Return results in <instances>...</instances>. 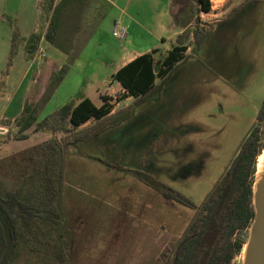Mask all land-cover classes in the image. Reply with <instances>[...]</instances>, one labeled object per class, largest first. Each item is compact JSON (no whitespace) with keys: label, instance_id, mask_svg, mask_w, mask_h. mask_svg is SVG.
Listing matches in <instances>:
<instances>
[{"label":"rangeland","instance_id":"1","mask_svg":"<svg viewBox=\"0 0 264 264\" xmlns=\"http://www.w3.org/2000/svg\"><path fill=\"white\" fill-rule=\"evenodd\" d=\"M116 1L123 2V7L132 12H139L144 43L159 49L156 61L162 60L177 44L176 37L171 38L174 28L179 33L184 30L188 33L186 58L160 83L161 92L152 97L162 96L155 105L166 108L172 102L167 94L178 87L187 93L186 110L179 112L177 120L181 130H177L179 135L173 139L168 133L160 134L164 119H156L146 129L149 142L147 140L148 148L142 158L134 154L135 147L127 146L122 140V131L110 135L115 118L91 122L76 134L45 132L32 134L26 141L10 140L8 135L17 133L16 122L24 105L34 100L42 104L51 92V85L45 90L50 82V71L36 75V64L40 68L46 61L66 64L67 58L46 41H38L36 48H41L45 54V58L38 59L39 50L29 54L30 45L21 40L9 65L11 40L0 31V177L3 181L0 193L12 186L13 178L5 174L3 163L10 156L53 140L55 136L66 145L63 162L65 227L51 244L63 255V262L57 264H160L165 259L163 254L171 252L195 211L169 200L141 179L145 175L153 176L200 206L255 124L264 101V0H212L210 15H200V27L213 26L214 29L221 22L224 24L206 38L207 46L199 51L191 35L195 23L189 11L176 21L174 15L178 9L168 5V0ZM102 2L105 0L94 1L86 12L84 29L74 42L71 59L78 57L94 28L96 10ZM41 4L42 0V10ZM41 10L40 16L45 18ZM168 11L174 27L166 25L164 33L168 40L162 44L153 35L159 32L158 23L161 26ZM7 19L11 31L15 27L19 29L15 18ZM109 38L106 37L105 42ZM114 39H110L112 48L129 43ZM92 55L90 52L88 57ZM116 56L117 50L93 56L104 63L100 89L108 93L114 91L110 83ZM34 58L35 63L31 65ZM39 76L42 82L37 85L34 81ZM79 79L78 72L74 73L59 93L51 95L38 113V122L59 110L73 95H78ZM136 103L137 100H130L126 107L113 106L117 114L122 115ZM81 134L87 140L78 143L76 136ZM125 138L127 140V136ZM178 145L181 152L166 150L167 146ZM188 146H192L190 154L182 149ZM24 245L18 247L9 264L55 263V256L47 253L38 256L34 254L37 251L30 254L28 243ZM242 258H238V264H242Z\"/></svg>","mask_w":264,"mask_h":264},{"label":"trees","instance_id":"2","mask_svg":"<svg viewBox=\"0 0 264 264\" xmlns=\"http://www.w3.org/2000/svg\"><path fill=\"white\" fill-rule=\"evenodd\" d=\"M94 1L96 0H42V12L48 19L44 39L68 56V63L65 68L50 72V82L45 90L51 85V92L42 104H39V100H34L24 105L22 115L16 122L17 133L8 135L10 140L26 141L32 134L45 132L55 135L76 134V131L88 122H102L112 112L114 106L105 97L102 98L101 107L95 106L90 99L83 98L63 105L41 122L37 119L39 111L50 100L51 95L63 81L69 66L77 58H70L74 42L84 29V17ZM109 5L110 0L102 2V8L97 10L99 11L97 15L102 16ZM172 5L178 9L174 15L176 21L187 11L194 15L195 27L191 35L196 51H199L203 48L206 38L213 33V26L200 27V15L211 12L210 0H173ZM235 11L236 9L233 12ZM42 38L41 34L24 38L15 27L12 31L8 64L12 65L21 40L30 45L28 53L32 54L34 50L36 52L39 50L35 45ZM187 39L188 33L184 30L177 36L176 46L168 51L162 60H155L159 50H153L121 68L112 79L123 87L125 91L123 97H133L139 103L144 101L154 90L156 80L164 81L175 66L184 61L188 51ZM76 138L78 143L87 140L82 134ZM65 147L66 145L55 136V139L19 152L3 162L5 174H11L13 178L11 188H5L6 190L3 189L0 193V208L11 226L15 239L13 256L18 247L20 245L25 247L24 244L27 242L30 254L32 251H37L34 254L38 256L47 253L56 257L54 264L63 262L61 252L52 248L51 244L57 235L62 234L65 227L63 206ZM263 149L264 101L255 124L200 206L153 176L145 175L142 178L148 187L161 191L169 200L195 211L171 252L163 254L165 259L160 264H238V258L242 256L254 219L253 185L258 158L262 155ZM1 186L3 181L0 177V188ZM4 249L5 241L0 227V258Z\"/></svg>","mask_w":264,"mask_h":264},{"label":"crops","instance_id":"3","mask_svg":"<svg viewBox=\"0 0 264 264\" xmlns=\"http://www.w3.org/2000/svg\"><path fill=\"white\" fill-rule=\"evenodd\" d=\"M172 1L173 0H168L169 2L168 5L172 4ZM40 3L41 0H27L26 2L22 0L21 1L0 0V31L2 33L4 32V34L8 36V39L10 38V40L12 41V31L10 27L8 28V19H7L10 16L17 20L22 37L29 38L33 34H41L43 37L41 42L45 41L44 34L46 33L48 27V19L46 17L43 18L42 14L40 16V10H41ZM100 8H102V6H100ZM97 13H99V11L96 10V15L94 19L96 22L94 23V29L91 30L89 37L87 38L84 46L82 47L78 57L76 58L75 62L71 66H69L63 81L56 88L53 94L55 95L59 93V91L64 87V85L68 83V81L70 82L72 80L74 73L78 72V75L80 77L79 79L80 83L78 84L80 86V91H78V95H73L70 98L71 100L67 101L66 104L71 101H79L80 99L88 98L94 103L95 106L101 107L103 105L102 98L105 97L111 105L116 104V107H120L121 105H124L126 107L128 105L126 104L127 102H129L130 100H137V99L133 97H128V98L120 99L118 101H113L115 95L118 93L119 94L122 93L124 89L119 82L114 81L112 78H111L110 88H113L114 91L108 93L107 90L106 91L101 90L100 73H103L105 71L102 67L104 63L100 62V60H97V57H93V56L108 51L115 52L117 50V56H116L117 64L115 69L111 73V77H113L121 68H123L124 66L135 60L137 57L151 53L153 50H159V49L149 47L146 43H144V39L142 37L143 36L142 33L144 32V30H143V25L140 22L139 12H132L128 7H123V2L117 3L116 0H110V5L108 9L103 12L102 16L101 15L98 16ZM205 15H210V13ZM165 18L166 19L161 20V26L160 23H158L159 32L153 35L154 39L159 40L162 44H165L166 41L168 40V38L165 37V33H164L166 25L170 24L173 26L169 11L167 15H165ZM116 20H122L125 27L129 26L128 37L126 38V40H128L129 43L123 42L122 46L118 49L114 47L112 48L110 44V39L111 38L114 39L112 37V30H113L114 22ZM132 24L134 25V27L132 26ZM222 24L224 23L221 22V24H219L218 26H221ZM218 26L214 27L213 32ZM179 34H180L179 31H177L174 28L171 38L172 37L177 38ZM106 37H110L107 42H105ZM136 39H138V41H136ZM206 44L207 42L205 41L203 48L207 46ZM90 52L91 54H94L92 55V57H88V54ZM66 58L68 63V56H66ZM81 60H84V62L83 63L80 62ZM114 62H112V64ZM30 63L31 65H33V63H35V58L33 61H30ZM67 63L60 64L59 62L57 63V61H46L42 64L41 66L42 68H40L39 64L37 63L36 68L34 70V74L43 75L46 70L50 71L51 73H53L54 71L57 72L61 70L64 66H67ZM34 82L35 84L39 85L42 82V76L37 77ZM163 82L164 81L156 80L155 88L148 95V97L140 103H138L137 100V103L135 105L128 107L129 109L128 112L122 115L117 114L116 109L114 107L110 115L106 118V119L115 118V122L112 123L111 125L110 135L111 133H116L117 130L122 131L121 134L122 140L126 141L127 146L135 147L134 150H136L135 151L136 153L134 154L136 155V157H139L141 155L140 157L142 158L143 152L148 148L147 146L149 140L146 136L148 130L147 128L150 127V125L153 122H155L156 119L158 120L164 119L163 127L160 131V134L168 133L169 137L173 139V137L179 135L180 131L177 130H181L179 127L180 126L179 121L177 122V120L179 119L180 116L179 112L180 111L182 112V110H186L187 93H185L182 88L180 89V87H178L176 91L174 90L166 95L172 98L171 104H169V106L166 108L165 107L158 108L155 105V103H157L159 98L162 100V96H156L155 98L152 97L156 95L157 92L159 93L161 92L162 88H160V86ZM90 123L91 121L85 125H88ZM125 136H127V140ZM112 142H114V140H112ZM179 149H180L179 145L178 147L167 146L166 148L167 151L178 150L179 152H181ZM182 149L185 153L188 154L190 151H192V146L191 147L188 146ZM191 165L192 164H188V166ZM176 176L172 179L176 180ZM141 182L144 183L143 181Z\"/></svg>","mask_w":264,"mask_h":264},{"label":"water","instance_id":"4","mask_svg":"<svg viewBox=\"0 0 264 264\" xmlns=\"http://www.w3.org/2000/svg\"><path fill=\"white\" fill-rule=\"evenodd\" d=\"M262 154L264 155V149ZM252 203L254 219L249 229L248 241L242 253V264H264V165L259 173L257 169L253 185ZM0 227L2 229L5 249L0 264H8L15 250V239L11 226L0 208Z\"/></svg>","mask_w":264,"mask_h":264},{"label":"built area","instance_id":"5","mask_svg":"<svg viewBox=\"0 0 264 264\" xmlns=\"http://www.w3.org/2000/svg\"><path fill=\"white\" fill-rule=\"evenodd\" d=\"M210 2H213L212 0H210ZM112 37L117 39V40H126V38L128 37V31L123 23L122 20H116L114 22V25H113V30H112ZM38 59H42V58H45V54L42 52V49L39 48V51H38ZM125 94V91H123L122 93H118L115 95V97L113 98V101H118L120 99L123 98ZM5 131V130H3Z\"/></svg>","mask_w":264,"mask_h":264},{"label":"bare ground","instance_id":"6","mask_svg":"<svg viewBox=\"0 0 264 264\" xmlns=\"http://www.w3.org/2000/svg\"><path fill=\"white\" fill-rule=\"evenodd\" d=\"M263 165H264V155L262 154L260 158H258V164H257V169L259 173L262 171Z\"/></svg>","mask_w":264,"mask_h":264}]
</instances>
